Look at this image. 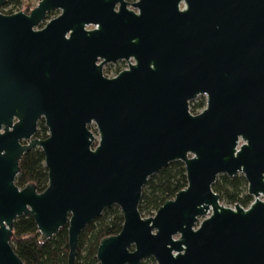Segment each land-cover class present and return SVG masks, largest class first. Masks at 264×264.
<instances>
[{
	"label": "water",
	"instance_id": "1",
	"mask_svg": "<svg viewBox=\"0 0 264 264\" xmlns=\"http://www.w3.org/2000/svg\"><path fill=\"white\" fill-rule=\"evenodd\" d=\"M198 95L205 106L194 114ZM35 147L47 168L41 192L15 183ZM172 161L187 185L143 217V186ZM220 174L244 176L247 207L221 203ZM260 196L264 0H39L28 13L0 11V264H24L10 239L27 214L41 240L67 225L75 264L81 231L112 206L123 223L100 239L99 264H264Z\"/></svg>",
	"mask_w": 264,
	"mask_h": 264
},
{
	"label": "trees",
	"instance_id": "2",
	"mask_svg": "<svg viewBox=\"0 0 264 264\" xmlns=\"http://www.w3.org/2000/svg\"><path fill=\"white\" fill-rule=\"evenodd\" d=\"M39 1V0H38ZM10 2L20 3L21 0H6L5 8ZM3 13H11L6 10ZM49 13L48 18H50ZM120 65V64H119ZM121 67H117L119 70ZM191 100L189 110L197 113L205 106V98ZM48 129L41 118L37 125L35 137L43 139ZM19 172L15 183L23 187L33 183L41 192L48 183L47 168L44 165V153L35 147L24 153L19 161ZM187 185L185 167L181 161H172L159 172L152 174L142 188L138 205L142 216L153 215L168 199ZM212 189L220 196V201L229 205L239 204L247 207L253 197L247 193V182L242 174L227 176L220 174L212 184ZM123 216L118 206L106 208L81 231L78 238V248L75 264H99L96 258L97 247L101 238L117 234L122 227ZM10 243L24 264H66L68 254L67 225L46 240L40 239L33 217L29 214L14 221ZM151 261V263L149 262ZM140 264H156L152 258L142 260Z\"/></svg>",
	"mask_w": 264,
	"mask_h": 264
},
{
	"label": "rangeland",
	"instance_id": "3",
	"mask_svg": "<svg viewBox=\"0 0 264 264\" xmlns=\"http://www.w3.org/2000/svg\"><path fill=\"white\" fill-rule=\"evenodd\" d=\"M135 0H129V2H134ZM38 3V0H21L20 3H17V2H10L8 5L5 6V10H8L10 11L11 13H14V12H18V11H23L25 13H28L36 4ZM3 7V6H2ZM129 8L133 9L130 5H128ZM2 9L0 8V11ZM59 13L58 10L56 11H53L52 14L50 15V18L56 16L57 14ZM10 14V13H8ZM130 62H133V59H130ZM120 65L119 64H116V65H105L103 67V70H105V74H112L115 72V70L117 69V67H122L124 65V62L122 61H119ZM202 96L204 95H198L195 99V101L199 100L200 98H203ZM205 98V96H204ZM202 109V108H201ZM199 109L198 112L201 110ZM91 130L94 131L96 133V129L94 127V125H91L90 126ZM261 199H264L263 196H260ZM253 200V199H252ZM223 205L227 206V207H233L232 205H229V204H226V203H223L221 202ZM150 215H145L143 217H149ZM152 216V215H151ZM202 217H200L199 219H201ZM175 237H178V234L175 235ZM152 258V257H150ZM153 259V258H152ZM145 260V259H144ZM153 261L155 262V260L153 259ZM151 263V261H149Z\"/></svg>",
	"mask_w": 264,
	"mask_h": 264
},
{
	"label": "built area",
	"instance_id": "4",
	"mask_svg": "<svg viewBox=\"0 0 264 264\" xmlns=\"http://www.w3.org/2000/svg\"><path fill=\"white\" fill-rule=\"evenodd\" d=\"M1 9L3 10V11H6L5 9H4V7H1ZM130 61V60H129ZM127 64L125 63L119 70H116L114 73H112V74H110V75H108V74H105V76H107V77H113V76H115L119 71H121V70H123V69H125V68H127Z\"/></svg>",
	"mask_w": 264,
	"mask_h": 264
},
{
	"label": "flooded vegetation",
	"instance_id": "5",
	"mask_svg": "<svg viewBox=\"0 0 264 264\" xmlns=\"http://www.w3.org/2000/svg\"><path fill=\"white\" fill-rule=\"evenodd\" d=\"M1 7H2V6H1ZM122 62H124V64L126 63V64L128 65V62H127V61L123 60ZM116 64H120L119 61H117V62H113V63H106V64H104V66H105V65H116ZM104 66H103V67H104ZM116 70H117V69H116ZM116 70H115V71H116ZM103 74L105 75V70H103Z\"/></svg>",
	"mask_w": 264,
	"mask_h": 264
}]
</instances>
